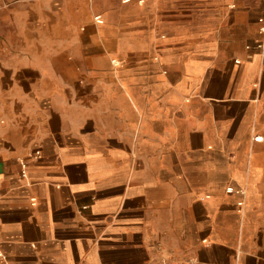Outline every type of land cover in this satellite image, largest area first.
<instances>
[{"label": "crops", "instance_id": "obj_1", "mask_svg": "<svg viewBox=\"0 0 264 264\" xmlns=\"http://www.w3.org/2000/svg\"><path fill=\"white\" fill-rule=\"evenodd\" d=\"M261 17L264 0H0L6 264H264Z\"/></svg>", "mask_w": 264, "mask_h": 264}, {"label": "built area", "instance_id": "obj_2", "mask_svg": "<svg viewBox=\"0 0 264 264\" xmlns=\"http://www.w3.org/2000/svg\"><path fill=\"white\" fill-rule=\"evenodd\" d=\"M123 2H128V1H130V0H122ZM94 19H95V21H96V23H100L101 22V18H100V16H95L94 17ZM258 22L259 23H261V27H260V30H261V32H263L264 33V17H261V18H259L258 19ZM261 46H264V43H262L261 44ZM226 192H228V193H236V194H238L239 196H241V197H243L244 195H245V191L242 189V188H235V187H227L226 188ZM239 206L240 205H242V202L241 201H239L238 203H237ZM2 249H0V259L2 260V264H6V260H5V257H4V255H3V253H2V251H1Z\"/></svg>", "mask_w": 264, "mask_h": 264}]
</instances>
